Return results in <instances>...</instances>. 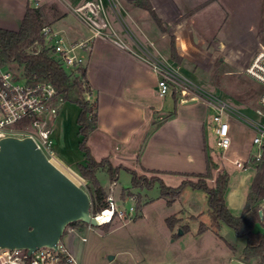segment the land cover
Here are the masks:
<instances>
[{
  "label": "crops",
  "instance_id": "crops-1",
  "mask_svg": "<svg viewBox=\"0 0 264 264\" xmlns=\"http://www.w3.org/2000/svg\"><path fill=\"white\" fill-rule=\"evenodd\" d=\"M86 1L0 0V27L19 29L30 4L44 8V25L59 31L68 43L88 40L87 48H79L78 53L84 58L86 79L93 100L97 102L98 125L88 138V145L97 160L107 157L113 166H124L139 174L142 171L156 173L168 186L193 177L189 174L205 173L210 154L206 144V116L195 110L199 101L185 104L175 92L169 93L174 110L165 113L166 100L155 101V98L162 97L158 89L159 75L139 50L127 42L132 50L105 38L90 40L89 28L70 10V6ZM117 1L130 22L126 25V36L150 40L158 49H164L162 40L169 35L178 38V33L187 44L188 39L207 38L236 39L243 44V40L250 38L251 44L254 42L252 47H264V0H150L166 31L156 24L147 10L128 0ZM110 23L113 25L111 19ZM174 111L175 114L170 116ZM227 190L228 187L226 204L233 215L240 216L247 208L248 195L245 207H232ZM260 206L262 218L256 229L264 232V200ZM193 216L196 220L201 218L199 212ZM204 224L207 229L198 231L199 234L211 230L209 224ZM73 237L67 235L64 241L76 256ZM219 237L223 242L211 254L219 264H231L233 260L242 264H260L262 261L260 258L247 261L234 243Z\"/></svg>",
  "mask_w": 264,
  "mask_h": 264
},
{
  "label": "rangeland",
  "instance_id": "rangeland-1",
  "mask_svg": "<svg viewBox=\"0 0 264 264\" xmlns=\"http://www.w3.org/2000/svg\"><path fill=\"white\" fill-rule=\"evenodd\" d=\"M118 8L119 18L114 15L110 8L107 9L113 23L111 25L119 31L125 42L138 50L135 43L136 38L132 35L131 38L126 36V25H130V22L119 5ZM164 28L167 30L166 27ZM172 36L179 56L178 60L171 58ZM179 36L185 49L180 48L178 38L169 35L162 40L164 49L161 47L159 49L162 54L180 65L182 71L200 86L218 93L246 114L258 118L257 114L251 111V107L258 104L261 84L252 77L241 74L237 64L248 61L254 54L255 48L252 47L254 42L251 44L250 38L243 40V44H239V40L236 41V39L207 38L204 40L188 39L189 44H187L180 33ZM140 39L145 46L152 49L149 44L150 40ZM90 40L92 39L90 38ZM39 49L40 46L37 50ZM217 60L221 61L218 66L216 65ZM15 71L20 76L22 75V70L15 69ZM175 93L177 94L176 97L182 100L181 92L176 91ZM84 96L90 104L94 102L91 92H88L87 89ZM164 100L167 102L164 112L173 111V99L170 94H167L165 99L163 97L155 98L157 103ZM204 106L199 101L195 105V110L197 113L206 116L208 153L218 166L213 171V178L207 179V182L209 185H214V179L218 172L227 171L229 173L227 190L229 203L232 207L243 208L257 172L256 168L249 166L246 169H239L223 161L211 125L213 112ZM79 111L80 109L75 103L64 102L57 119L53 123L51 144L57 158L65 161L78 174L76 163L84 160L83 153L78 146L79 136L76 119ZM232 126L233 144L227 152V156L232 159H245L249 152L256 150V146H253L254 133L239 121L233 122ZM138 175L146 176L147 179L161 178L156 173L145 171L138 173ZM98 177L108 194L112 183L109 176L100 171ZM198 179V177H187L184 180L197 182ZM178 185L177 183L171 186L176 187ZM80 186L89 194L91 199L93 189L91 183L84 179ZM113 190L117 206L128 210L133 205L134 213L126 218L114 217L111 222L91 225V228H88L86 223L77 221L75 224H68L64 229L61 237L63 242H65L64 238L67 235L72 234L74 236L72 242H74L75 257L82 264H219L216 262V258L211 255L216 251L217 245L223 242L219 236L230 243H234L239 254L243 252L247 244L246 237H239L235 230L224 222L221 223L220 229L217 231L211 228L208 232L199 234L201 221L210 225L208 199L202 189L186 186L181 195L171 205H168L167 199L161 195V187L158 182L151 188L133 187L132 175L121 169ZM129 191L132 195H129ZM198 212L201 214L200 220H196L193 216ZM173 215L179 220L172 229L166 220ZM83 237H86L85 241H83ZM110 256H113V259L110 260Z\"/></svg>",
  "mask_w": 264,
  "mask_h": 264
},
{
  "label": "built area",
  "instance_id": "built-area-1",
  "mask_svg": "<svg viewBox=\"0 0 264 264\" xmlns=\"http://www.w3.org/2000/svg\"><path fill=\"white\" fill-rule=\"evenodd\" d=\"M108 8L119 18L117 0H88L81 5L70 6L76 17L89 28L91 39L98 37L109 39L122 48L132 50L112 27ZM42 33L46 45L69 73H76L78 67L84 66V58L77 50L87 48L88 40L75 44L68 43L61 33L50 25H44ZM135 43L140 55L159 75L160 96L165 97L169 93L179 91L183 96L182 100L197 99L212 110L213 132L226 164L246 169L249 166L256 168L264 161V47H256L248 61L237 63L241 74L248 75L261 84L258 104L251 107V111L257 114L258 118H255L218 93L200 86L182 71L180 65L166 58L155 43L149 42L152 49L137 38ZM64 102L65 99L52 83H29L10 66L0 62V140L7 136L20 138L29 136L48 158L56 156L51 148L53 123ZM235 121L249 127L254 133L253 146H256V150L249 152L245 159H232L227 156L233 144L232 124ZM115 183V181L111 183L106 196L107 207L92 213L99 219V225L103 221L111 222L114 217L126 218L135 211L133 205L128 210L117 206L113 190ZM107 212L105 218L103 215ZM87 225L91 228L90 224ZM85 240L86 237H83V241ZM0 264H82V262L76 259L61 238L56 246L44 245L31 252L27 248L2 246Z\"/></svg>",
  "mask_w": 264,
  "mask_h": 264
},
{
  "label": "trees",
  "instance_id": "trees-1",
  "mask_svg": "<svg viewBox=\"0 0 264 264\" xmlns=\"http://www.w3.org/2000/svg\"><path fill=\"white\" fill-rule=\"evenodd\" d=\"M128 1L137 7L147 10L156 24L163 31H166L163 27L162 19L158 16L150 0ZM43 27L44 8L28 4L19 29L13 30L0 27V62L10 66L13 70H22V76L29 83H52L65 101L78 105L80 109L76 119L79 136L78 146L83 153L84 160L77 163L76 167L79 174L89 181L93 187L91 192V212L97 213L107 207V192L98 177L100 171L107 173L110 181L114 182L119 178L120 170L124 169L132 175L133 187L151 188L158 182L161 187V195L167 199L168 205H171L181 195L186 186L202 189L205 191L208 199L210 228L217 231L220 229L222 222L226 223L235 230L238 236L246 237L247 244L243 249L245 259L251 261L260 258L263 263L264 232L256 228L261 222L259 211L261 209L260 205L264 200V161L256 167L257 172L253 178L247 197V208L240 216H235L225 201L229 173L225 170L219 171L215 177L214 185L211 186L207 182V179L213 178V171L218 167L210 155L207 157V169L205 173L189 174V176L198 177L197 182L183 180L176 187L168 186L162 178L154 177L147 179L146 176H139L133 169L124 166H113L107 157L97 160L88 145V138L91 131L97 128L98 108L96 101L90 104L84 96L86 89L88 92H91L90 85L86 79V69L84 66H80L77 68L76 73H69L52 53L51 48L46 45L42 33ZM171 40V58L178 60L179 56L176 52L173 36ZM178 40L180 48L184 50L185 47L179 33ZM39 46L40 49L37 50ZM220 64L221 61L217 60L216 65ZM217 78H219V75H217ZM173 114H175V111L170 116ZM129 195H132L131 191H129ZM178 220L173 215L167 218L166 221L169 227L173 229ZM76 222H71L70 224H75ZM205 229H207V226L201 223L199 231L203 232Z\"/></svg>",
  "mask_w": 264,
  "mask_h": 264
},
{
  "label": "water",
  "instance_id": "water-1",
  "mask_svg": "<svg viewBox=\"0 0 264 264\" xmlns=\"http://www.w3.org/2000/svg\"><path fill=\"white\" fill-rule=\"evenodd\" d=\"M91 204L89 194L55 166L31 137L0 140V247L31 252L56 246L71 222L99 225ZM259 214L262 218V210Z\"/></svg>",
  "mask_w": 264,
  "mask_h": 264
},
{
  "label": "bare ground",
  "instance_id": "bare-ground-1",
  "mask_svg": "<svg viewBox=\"0 0 264 264\" xmlns=\"http://www.w3.org/2000/svg\"><path fill=\"white\" fill-rule=\"evenodd\" d=\"M50 161L57 166L60 170H62L68 177H70L76 184L80 185L84 181V179L76 173L74 170H72L70 167L65 165L60 159H58L56 156H52L49 158ZM108 212L103 215L105 218L107 216ZM99 220V219H97ZM107 221H103L102 223H106Z\"/></svg>",
  "mask_w": 264,
  "mask_h": 264
}]
</instances>
